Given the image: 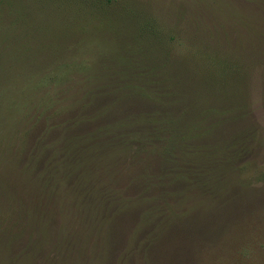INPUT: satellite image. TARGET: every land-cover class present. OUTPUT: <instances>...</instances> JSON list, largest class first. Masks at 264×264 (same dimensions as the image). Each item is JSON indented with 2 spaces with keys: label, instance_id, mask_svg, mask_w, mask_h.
I'll return each instance as SVG.
<instances>
[{
  "label": "trees",
  "instance_id": "obj_1",
  "mask_svg": "<svg viewBox=\"0 0 264 264\" xmlns=\"http://www.w3.org/2000/svg\"><path fill=\"white\" fill-rule=\"evenodd\" d=\"M243 1L254 8L249 6L248 12L241 14L232 8L230 0H181L178 21L181 25H195L196 32L201 25H225L223 19H233L235 25H264V0ZM207 30L214 34L212 29ZM256 32L257 41L264 45V27ZM222 39L223 51L208 44L183 45V53L176 57L169 47L154 41L155 46L141 50L143 57H150L139 66L145 70L143 75L123 73L120 80L111 82L108 80L113 77L109 76L74 80V84L84 87L80 99L86 97V102L80 105L71 100L76 92L66 99L60 91L55 93L67 85L65 78L40 79L44 86L49 83L53 88L51 93L44 91L38 98L36 109L44 125L37 127L36 132L40 131L28 146L22 143L18 150L14 144L12 152L16 154L12 158L19 162V170L13 171L11 164L5 165L7 161L0 167V194L17 197L9 209L20 217L11 224L33 231L35 239L43 228L31 215H42V209L51 206V199L62 198L60 234L67 231L66 221L72 222L73 217L82 230L86 225L94 226L95 220L100 222L97 217L105 218L104 222L109 220L97 232L102 238L97 252L109 250H105L109 240L129 225L126 235L133 240L135 224L149 230L145 232L152 236V246L162 242L165 247L172 223L182 221L180 225L202 227L201 218L186 220L188 216L181 214L191 192L211 198L217 195L220 199L242 192L245 196L251 185L238 175L245 168L242 164L255 152L260 127L256 116L258 96L253 98L256 94L249 93L245 71L255 69L254 57L261 47L260 43L248 44L246 37L243 48L250 56H244L227 37ZM158 41L163 42L164 38ZM155 48L162 53L152 59ZM142 58L129 59L132 67ZM246 58L251 60L249 64ZM3 79L0 78V109L5 105L7 111H14L20 104L11 92H17L19 87L17 82L10 83L11 91H6L2 89ZM26 83L35 88L33 80ZM236 96L240 105L235 104ZM98 98L108 104L99 105ZM124 100L133 107L125 106ZM116 102L124 103L120 106ZM60 114L67 115L53 124L52 120ZM9 134L5 131V135H0V157L9 146H5L11 140ZM121 178L117 185L120 181L116 180ZM14 187L25 189L22 193ZM63 189L64 194L58 196L57 191L61 194ZM250 194L253 195L252 190ZM134 196L140 200L136 201ZM32 198L38 209L28 205L20 209L21 202L28 203ZM31 210L34 212L30 213ZM196 213H201V208ZM22 221H27V225ZM163 253H169L167 247Z\"/></svg>",
  "mask_w": 264,
  "mask_h": 264
},
{
  "label": "rangeland",
  "instance_id": "obj_2",
  "mask_svg": "<svg viewBox=\"0 0 264 264\" xmlns=\"http://www.w3.org/2000/svg\"><path fill=\"white\" fill-rule=\"evenodd\" d=\"M230 2L232 8L241 14L248 12L249 6L254 8L243 0ZM180 3L181 0H0V78H5L2 89L11 91L10 83L17 82V92L11 93L15 94L20 104L16 109L19 111H7L3 108L5 105L0 109V135H5V131L12 135L5 145H9L5 148L6 152H2L5 157L1 154L0 167L7 161L5 165L11 164V169H15L13 171L19 170V162L12 158L16 154L12 152L14 144L18 150L22 143L28 146V142L44 125L42 116L38 114L39 109H36L38 98L44 91L51 93L53 88L49 83L44 86L40 79L65 78L67 85L55 93L60 91L66 99L67 95L76 92L77 95L70 99L80 105L82 101L86 102V97L80 99L84 87L79 83L74 84V80H88L97 76L104 79L109 76L113 77L108 80L111 82L120 80L123 73L124 76L143 75L145 70L139 66L150 57H143L141 50L155 46L154 41L169 47L174 57L183 53V45L208 44L223 51V37H227L230 44L235 45L244 56L250 55L243 48V39L247 37L246 41L253 46L260 43L256 39V29L264 25H235L233 19L227 22L223 19L225 25H201L197 32L195 25H181L178 21ZM207 29H212L214 34ZM153 35L159 38L154 39ZM172 35L174 39H171ZM160 37L164 38L163 42L158 41ZM259 46L261 52L254 57L255 69L249 67L250 70L247 68L245 71L249 93L256 94L253 98L258 96V142H255L253 156L242 164L245 168L240 169L238 175L251 185L253 195L249 190L245 196L242 192L220 199L216 198L217 195L211 198L191 192L188 203L186 200L181 207V214L188 216L186 220L201 218L202 227L198 228L196 224L180 225L182 221L172 223L167 230L169 241L163 247L162 242L152 246V236L145 232L149 230L136 224L131 232L134 239L129 240L126 235V231L129 234V225L122 234L109 240L105 247V250H109L97 252L96 246L101 245L102 241L97 232L109 220L104 222L105 218L97 217L100 222L95 220V225L99 227L86 225L82 230L73 217L72 222L66 221L67 231L60 234L62 223L59 211L64 203L62 198H53L51 206L46 207L50 212L40 208L44 213L37 216L34 210L30 211L33 213L31 217L36 216L35 221L43 228L42 234H37L34 239L33 231L11 224L12 220L20 217L9 209L17 197L0 194V209H6L5 212L0 210V264H264V45L260 43ZM153 50L151 58L157 59L162 52L156 51V48ZM137 58L142 59L132 67V60ZM129 59H132L131 62ZM242 59L245 63V58ZM246 60L247 63L251 61L249 58ZM138 70L141 72L137 73ZM30 79L35 85L33 89L26 85V80ZM0 97L3 95L0 94ZM236 98L235 104L240 105L239 96ZM124 102L128 108L133 107L128 101ZM116 103L120 106L123 104ZM98 104L108 103L100 102L98 98ZM77 109L74 110L75 114ZM65 115L60 114L58 117L61 120L56 118L52 123L63 121ZM37 127L40 129L36 132ZM213 136L214 133L211 134ZM116 181H120L117 183L119 185L122 178ZM14 188L22 193L25 189ZM64 192V189L61 194L57 191V195L61 196ZM137 197L133 198L140 200ZM35 203L33 198L28 203L21 202L20 209L26 205L38 209ZM146 204L139 209L140 212ZM200 208L201 213L197 214ZM109 214L110 211L108 217ZM43 216H47L44 221ZM23 221L21 224L27 225V221ZM166 247L169 253H163Z\"/></svg>",
  "mask_w": 264,
  "mask_h": 264
}]
</instances>
